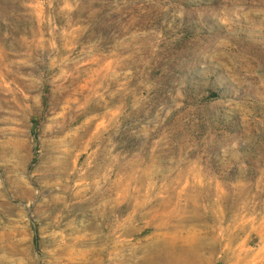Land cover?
I'll use <instances>...</instances> for the list:
<instances>
[{"label":"rangeland","instance_id":"rangeland-1","mask_svg":"<svg viewBox=\"0 0 264 264\" xmlns=\"http://www.w3.org/2000/svg\"><path fill=\"white\" fill-rule=\"evenodd\" d=\"M0 264H264V0H0Z\"/></svg>","mask_w":264,"mask_h":264},{"label":"trees","instance_id":"trees-1","mask_svg":"<svg viewBox=\"0 0 264 264\" xmlns=\"http://www.w3.org/2000/svg\"><path fill=\"white\" fill-rule=\"evenodd\" d=\"M216 95V94H215ZM214 98L218 97V96H213Z\"/></svg>","mask_w":264,"mask_h":264}]
</instances>
